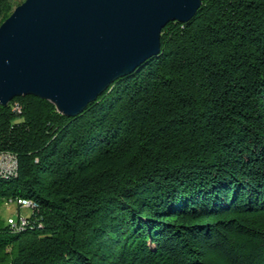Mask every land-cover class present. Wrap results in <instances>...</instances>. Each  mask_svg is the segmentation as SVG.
Listing matches in <instances>:
<instances>
[{"label":"trees","instance_id":"1","mask_svg":"<svg viewBox=\"0 0 264 264\" xmlns=\"http://www.w3.org/2000/svg\"><path fill=\"white\" fill-rule=\"evenodd\" d=\"M0 151V203L32 209L0 264H264V0H202L77 116L0 105Z\"/></svg>","mask_w":264,"mask_h":264},{"label":"water","instance_id":"2","mask_svg":"<svg viewBox=\"0 0 264 264\" xmlns=\"http://www.w3.org/2000/svg\"><path fill=\"white\" fill-rule=\"evenodd\" d=\"M202 0H25L0 25V103L35 95L73 117L160 54Z\"/></svg>","mask_w":264,"mask_h":264},{"label":"rangeland","instance_id":"3","mask_svg":"<svg viewBox=\"0 0 264 264\" xmlns=\"http://www.w3.org/2000/svg\"><path fill=\"white\" fill-rule=\"evenodd\" d=\"M31 213V208H19L18 204L16 203H0V215L6 221H8L10 218H17L19 214H21L22 216H29Z\"/></svg>","mask_w":264,"mask_h":264},{"label":"built area","instance_id":"4","mask_svg":"<svg viewBox=\"0 0 264 264\" xmlns=\"http://www.w3.org/2000/svg\"><path fill=\"white\" fill-rule=\"evenodd\" d=\"M1 105V103H0ZM12 164H17L16 157L12 152H3L0 151V167L8 168V171L12 170ZM27 206L33 205L30 201H23ZM12 223H14V220H10ZM22 224H26L27 220L26 218H23ZM15 225V223H14Z\"/></svg>","mask_w":264,"mask_h":264},{"label":"bare ground","instance_id":"5","mask_svg":"<svg viewBox=\"0 0 264 264\" xmlns=\"http://www.w3.org/2000/svg\"><path fill=\"white\" fill-rule=\"evenodd\" d=\"M18 163V162H17ZM16 164H12V170L13 169H16ZM1 168V170H2V172H8V168H4V167H0ZM32 202V201H31Z\"/></svg>","mask_w":264,"mask_h":264}]
</instances>
